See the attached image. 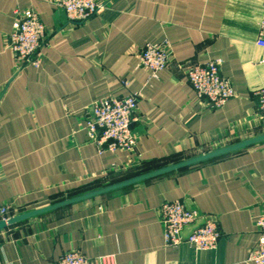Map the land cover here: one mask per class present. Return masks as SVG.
<instances>
[{
  "label": "crops",
  "instance_id": "0c3cea01",
  "mask_svg": "<svg viewBox=\"0 0 264 264\" xmlns=\"http://www.w3.org/2000/svg\"><path fill=\"white\" fill-rule=\"evenodd\" d=\"M25 10L47 31L39 69L20 68L8 48L15 12ZM263 22L264 0H108L75 26L58 0H0V206L22 218L0 230V264H55L72 250L116 264H250L264 141L198 165L185 160L227 137L264 136L254 95L264 85ZM164 42L171 64L152 79L140 52ZM216 59L235 97L210 110L185 71ZM130 93L140 95L136 151H100L85 130L93 104ZM111 177L128 180L69 199ZM173 201L217 220L216 250L165 244L159 208Z\"/></svg>",
  "mask_w": 264,
  "mask_h": 264
},
{
  "label": "built area",
  "instance_id": "2783aa9c",
  "mask_svg": "<svg viewBox=\"0 0 264 264\" xmlns=\"http://www.w3.org/2000/svg\"><path fill=\"white\" fill-rule=\"evenodd\" d=\"M70 25L84 24L100 15L108 8V0H58ZM48 39L41 16L34 10L16 11L13 31L8 48L12 51L20 68L42 66V50ZM259 42L264 45V22L261 26ZM173 51L167 42L159 45L148 44L141 49L139 66L158 79L159 73L166 70L172 60ZM223 61L216 59L206 64H189L186 75L200 102L210 110L223 108L235 97L231 81L222 75ZM124 87L129 82L123 80ZM257 110L264 119V85L255 93ZM138 93L124 97H104L96 101L86 120L85 130L89 141L100 151H126L134 153L138 139L133 124L139 121ZM11 207L0 206V218L10 220ZM165 244L178 249L183 244L197 252L214 251L221 240L217 220L186 207L181 201L165 202L159 208ZM259 240L252 251L249 263L264 264V209L256 220ZM55 264H116L114 257L102 256L90 259L77 250L66 252Z\"/></svg>",
  "mask_w": 264,
  "mask_h": 264
},
{
  "label": "rangeland",
  "instance_id": "374dc122",
  "mask_svg": "<svg viewBox=\"0 0 264 264\" xmlns=\"http://www.w3.org/2000/svg\"><path fill=\"white\" fill-rule=\"evenodd\" d=\"M258 136L253 137V138H249V139H234V137H227L225 138L223 141H217L216 143L209 145L208 147H205L203 149H199L196 152H194L191 157H187V159L185 160V162H193L192 164H190L189 166H193V165H198L207 161H211V160H215L218 158H221L223 156L229 155V154H234L237 153L243 149H246L248 147L254 146L257 143H253V144H246L244 146H241L242 144L248 143L250 141H253L255 139H257ZM227 149L229 150L226 153L223 154H219L223 151H227ZM219 154V155H216ZM211 155H215V157L209 158V159H205L203 161H201L202 159L209 157ZM182 169V168H181ZM127 181L128 179H118V177L114 178L111 177L109 179H107L104 183H101L99 185H97V190H93V191H89V192H83V193H79L78 195H74L72 197H70L69 199L73 200V199H77V198H81V197H85V196H95V194H97V192H102L104 190L110 189L112 187H115L117 185H120L121 182L123 181ZM109 192V191H108ZM2 222V221H1Z\"/></svg>",
  "mask_w": 264,
  "mask_h": 264
},
{
  "label": "water",
  "instance_id": "95a60500",
  "mask_svg": "<svg viewBox=\"0 0 264 264\" xmlns=\"http://www.w3.org/2000/svg\"><path fill=\"white\" fill-rule=\"evenodd\" d=\"M261 141H264V136H263V137H260V138H257V139H255V140H253V141H250V142H248V143L242 144L241 146H244V145L249 144V143H250V144L258 143V142H261ZM228 151H229V150L227 149V151H223V152H221V153H219V154H223V153H226V152H228ZM219 154H216V155H219ZM212 157H215V155H211V156H209V157H206V158L202 159L201 161H203V160H205V159L212 158ZM192 163H193V162H189V163H186L185 165H190V164H192ZM185 165H184V166H185ZM184 166H183V167H184ZM181 167H182V166H181ZM178 168H180V167H177L176 169H178ZM172 170H173V169H172ZM118 187H121V186H118ZM118 187H113V188L107 189V190H105V191L99 192V193H97V194L105 193V192H108V191H110V190H112V189H116V188H118ZM95 195H96V194H95ZM21 219H22V218H14V219H10L7 223L2 222V223L0 224V230L6 228V227H8V226H11V225L16 224V223L19 222Z\"/></svg>",
  "mask_w": 264,
  "mask_h": 264
}]
</instances>
